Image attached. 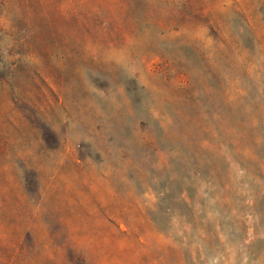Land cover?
<instances>
[{"label": "rangeland", "instance_id": "obj_1", "mask_svg": "<svg viewBox=\"0 0 264 264\" xmlns=\"http://www.w3.org/2000/svg\"><path fill=\"white\" fill-rule=\"evenodd\" d=\"M0 264H264V0H0Z\"/></svg>", "mask_w": 264, "mask_h": 264}]
</instances>
